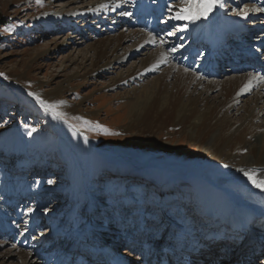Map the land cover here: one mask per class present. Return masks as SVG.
I'll return each instance as SVG.
<instances>
[{
  "label": "rangeland",
  "instance_id": "374dc122",
  "mask_svg": "<svg viewBox=\"0 0 264 264\" xmlns=\"http://www.w3.org/2000/svg\"><path fill=\"white\" fill-rule=\"evenodd\" d=\"M98 1L0 0V211L8 212L5 223L16 228L12 234L0 236V253L20 245V233L33 215L39 228L26 240L30 245H38L37 239L51 235L52 228L43 224L50 218L54 226H65V235L81 231L88 207L91 222L105 223L103 231L121 241L142 225L141 232L150 235V240H162L172 224L190 229L203 217L199 201L207 185L195 172L205 163L206 155L187 139V132L183 130L180 135L169 123L155 135L128 129V103L136 98L131 90H140L138 84H149L155 74L115 84L118 74H126L136 65L137 54L121 68L112 63L98 75L85 76L91 69L89 44L122 31L150 33L156 43L154 49H163L167 56L178 60L174 63L184 67L179 59L190 57L192 45L187 36L190 34L184 32L189 22L196 21L174 18L181 0H142L149 9L148 21L136 16L141 0H114L123 5L121 13L88 15ZM225 1L205 22L243 17L238 13L264 9L260 6L264 0ZM158 6L165 11L160 17ZM77 11L87 14L69 21L70 14ZM50 15L61 19L50 20ZM252 20L257 24L256 17ZM252 25L248 23V27ZM239 38L245 44L248 41L246 36ZM123 45V49L130 50L131 42ZM202 58V54L197 55L194 65ZM232 75L221 69L220 75L209 79ZM38 93L46 96L39 98ZM46 100L54 107L50 109ZM66 104L71 111L64 109ZM53 109L60 118L51 114ZM231 166L223 168L229 171ZM5 185L10 192L6 195L16 202L9 204L14 207L9 211L3 204ZM233 185L241 183L234 181ZM72 187L83 193L72 196ZM17 212L21 213L19 218ZM260 236L264 246V232ZM223 246L213 244L215 253L211 254L231 252ZM257 263H264V254ZM5 264L21 261L12 258Z\"/></svg>",
  "mask_w": 264,
  "mask_h": 264
},
{
  "label": "bare ground",
  "instance_id": "6f19581e",
  "mask_svg": "<svg viewBox=\"0 0 264 264\" xmlns=\"http://www.w3.org/2000/svg\"><path fill=\"white\" fill-rule=\"evenodd\" d=\"M101 5H107V7L102 8ZM122 11L123 5L116 4L114 0H99L90 8L88 15H110ZM157 12L160 15L163 14L160 7ZM135 13L142 20H147L149 12L142 0ZM259 13L254 10L247 13V16L227 22L220 19L189 22L184 33L190 34L196 42L199 40L200 44L205 43L212 47V51L206 57L207 63L203 67H206L209 60L219 58V52L216 51L215 46L222 45L224 37L221 35L222 31L230 33L231 26L247 18L253 19L260 15ZM86 14L73 12L68 20L83 18ZM48 18L60 20L61 16L50 15ZM249 23L253 24L252 28L256 26L255 21ZM126 42H131L129 51L122 48ZM155 45L150 33L144 34L139 31L130 33L122 31L110 38L95 39L88 46L87 51L92 53L91 69L85 76L98 75L107 70L112 63L118 64L121 68L128 58L138 54L134 59L136 65L126 74H118L116 83L114 82L116 85L128 84L140 77L155 74L153 80L148 82L149 84L137 83L141 89L131 90V95H136V98H131V102L128 101L126 117L129 120L128 129L155 135L160 128L169 123L174 129L180 131V135H183L181 131L185 130L188 134L187 139L206 155L205 163L199 171L195 172L204 178L207 185V193L205 192L203 200L199 201L200 213L203 217L199 219L198 224L183 231L180 237L187 235L188 238L190 233L197 232L203 226H207L208 231H215L217 229L214 228H217L218 223L225 222L230 224L229 227L240 230L241 223L244 221L258 216L264 217V191L255 188L240 171L241 169L254 170L258 178H264V102H262L264 76L260 73L255 75L244 73L222 79H207L202 74V69H197L198 66L191 70L188 64L182 62L184 67H180L181 65L174 63L175 58L167 56L163 49L155 50ZM253 77H259V79H253ZM214 92L216 96L212 97L211 94ZM37 96L42 98L46 95L38 93ZM47 102L54 106L51 101ZM64 109L72 110L68 104ZM50 112L52 115L57 114L55 109ZM229 164L233 165L232 170L226 171L223 167H228ZM234 181L240 182L241 185L233 187ZM8 188L7 185L4 186L5 194ZM71 191L72 196L75 192L83 193L78 187H72ZM207 216L209 220L205 221ZM214 216L218 217L217 221L211 223L210 220ZM3 218L5 215H0V221ZM49 222L52 224L53 220ZM91 228L93 232L98 231V227L94 225H91ZM246 237V232L239 237L244 240L240 241L242 242L241 250L248 243ZM226 243L227 245L223 246L225 244L223 242L222 246L226 248L238 246V244L233 245V241ZM23 246L25 245L12 247L0 253L1 264H5L12 258L20 260L21 264H42V259L44 261L49 259L47 255L43 258L34 255V259H31L30 256L34 254L35 249L27 251ZM212 247L213 245L209 247L208 252L201 253L198 258L205 259L214 255L211 254L215 251ZM252 260L258 264V256L252 257Z\"/></svg>",
  "mask_w": 264,
  "mask_h": 264
},
{
  "label": "snow or ice",
  "instance_id": "6c2138e0",
  "mask_svg": "<svg viewBox=\"0 0 264 264\" xmlns=\"http://www.w3.org/2000/svg\"><path fill=\"white\" fill-rule=\"evenodd\" d=\"M39 3L40 0H37ZM181 7L178 9L175 15L177 20L197 21L201 19L207 20L210 14L217 8L223 7L222 0H181ZM119 5H117L118 7ZM102 8H106L107 5H101ZM171 10V9H170ZM264 11V9H260ZM127 14V13H125ZM247 16V12L238 13ZM186 27V25H185ZM184 29H181L183 31ZM3 75V74H0ZM253 79H259V77H253ZM37 99H39L37 97ZM49 108L54 106L49 105ZM55 118H60V114L57 113ZM118 135V133H116ZM248 181L255 187L264 191V178H258L254 170L245 171L241 169ZM51 182V181H50Z\"/></svg>",
  "mask_w": 264,
  "mask_h": 264
}]
</instances>
